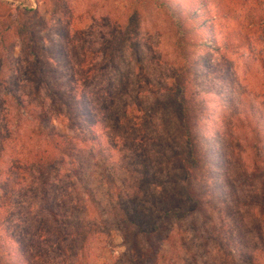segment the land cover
Returning a JSON list of instances; mask_svg holds the SVG:
<instances>
[{"label": "rangeland", "instance_id": "1", "mask_svg": "<svg viewBox=\"0 0 264 264\" xmlns=\"http://www.w3.org/2000/svg\"><path fill=\"white\" fill-rule=\"evenodd\" d=\"M16 1L39 8L41 35L59 49L50 56L54 76L75 79L82 100L73 156L54 170L46 164L39 174L34 162L42 142L31 119L17 131L16 110L0 99V169L22 170L13 225L33 264H131L133 244L143 243L133 227L120 225V201L129 211L137 205L163 218L159 264H264V120L258 137L246 114L236 120L251 104L264 115V0L190 5L219 48L191 49L193 89L206 104L197 114L195 205L177 168L179 120L166 105L171 72L180 61L170 18L150 4L132 44L116 33L130 0ZM0 60L9 87L21 89L23 101L43 120L69 133L67 114L44 89L35 92L39 84L32 75L27 85L22 81L29 65L20 42ZM61 94L66 100L67 92ZM138 157L147 160L149 180L140 178Z\"/></svg>", "mask_w": 264, "mask_h": 264}, {"label": "trees", "instance_id": "2", "mask_svg": "<svg viewBox=\"0 0 264 264\" xmlns=\"http://www.w3.org/2000/svg\"><path fill=\"white\" fill-rule=\"evenodd\" d=\"M185 1L186 4L171 0H130L127 14L121 19L122 21L120 20L116 33L119 38L133 44L138 38L137 32L141 26V17L150 4L157 5L173 23L176 34L175 47L179 53L180 61L171 72L169 87L167 88L170 94L167 97L166 105L171 108L179 120L183 138L180 147L181 157L178 160L177 168L182 174L184 193L190 203L195 205L200 200L195 182L198 170L201 168L196 130L197 123H199L197 114L205 112L206 104L193 89L191 74H193L192 70L196 64L191 57V49L199 47L200 49L210 48L212 51H217L219 48L203 32V23H197L199 12L190 6L195 1ZM44 27L38 7L34 8L30 3L16 0H0V53L6 54L9 48H13V44L19 41L21 52L29 65L27 73H23L21 77L22 81L27 85L31 81L28 77L32 75V80L39 84L36 86L35 92L44 89L49 100L53 104H58L61 112H65L66 118L71 121L66 125L67 128L70 126L69 133L58 131L50 125L49 121L43 120V114L35 112L31 103L23 101L21 89L16 90L14 87H9V83L0 75V99L4 105L16 110L14 124L17 131L25 119H31L34 129L31 131L35 132L41 139L42 149L36 155L34 162L39 174L43 173L46 164H49V169L54 170L57 164L63 163L64 158L73 156L75 147L79 145V140L75 139L72 132L79 130L82 123V113L78 109L82 101L78 99V84L71 76H54L55 72L50 65V56L54 55L51 53H57L59 49L55 42L46 44L44 36L41 35V28ZM10 42L12 43L11 46L9 45ZM1 62L3 61L0 60V70ZM58 78L59 80H57ZM60 78L65 81L56 83L61 80ZM26 89L24 87L23 90ZM62 91H66L68 94L66 100L62 98ZM257 112L258 110L254 108L253 104L249 105L248 109L243 107L239 112L242 115H236V120L242 121L243 119L244 121L243 115L246 114L248 119L254 121L252 124L255 127L252 129L258 137L260 136L258 126L262 125L264 115ZM44 116L47 117V114ZM91 142L99 146L100 141L94 138ZM136 163L141 166L140 178L149 180L147 179V160L144 157H138ZM21 171L14 167L0 169V264H33L32 254L28 251V247H23L22 239L13 225L12 200L22 185L23 174ZM143 180L141 182H144ZM112 183L114 184V181ZM40 184L42 186L47 184V178L40 180ZM119 203L122 212V216L119 218L120 225L126 228L133 227L134 238L139 236L143 243L142 245L133 244L134 253L131 264H159V248L164 232L163 218L147 213L137 205L134 212L129 211L122 207V201ZM167 212L164 213L165 217ZM87 236L88 234L85 237Z\"/></svg>", "mask_w": 264, "mask_h": 264}]
</instances>
